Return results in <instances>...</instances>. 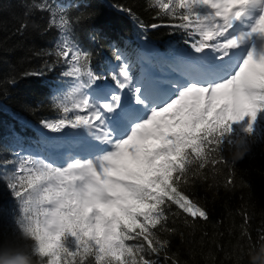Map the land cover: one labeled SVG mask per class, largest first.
I'll use <instances>...</instances> for the list:
<instances>
[{"label": "snow or ice", "instance_id": "1", "mask_svg": "<svg viewBox=\"0 0 264 264\" xmlns=\"http://www.w3.org/2000/svg\"><path fill=\"white\" fill-rule=\"evenodd\" d=\"M154 3L157 16L178 21L172 29L185 33L190 55L206 67L187 73L189 80L169 82V93L156 96L150 86L138 87L129 65L122 63L109 75L139 106L138 114L126 123L121 120L120 94L110 95L105 77L89 67L90 54L70 38L69 21L63 15L57 21L53 12L50 26L60 30V38L44 53L56 57L44 67L68 65L63 76L74 80L70 91L53 98L61 117L40 123L53 132L86 131L99 154L91 159L72 157L61 162L66 166L31 157L3 161L5 166L18 164L8 182L20 202L16 225L35 240L34 253L50 257L49 264H83L89 254L102 264H157L138 254L157 253L166 246L167 241H154L150 231L166 219L161 208L166 198L192 217H208L173 187V171L182 173L187 163L184 150L191 148L201 157L202 145L223 143L232 125L245 118V131L251 133L264 112V43H252L256 36L264 37V0ZM38 7L51 11L46 4ZM249 7L258 8V14L246 17ZM140 237L147 249L143 244L135 249L125 246V239ZM5 246L15 248L8 241L0 243V248ZM9 259L18 258L11 254Z\"/></svg>", "mask_w": 264, "mask_h": 264}, {"label": "trees", "instance_id": "2", "mask_svg": "<svg viewBox=\"0 0 264 264\" xmlns=\"http://www.w3.org/2000/svg\"><path fill=\"white\" fill-rule=\"evenodd\" d=\"M41 4L49 5L51 11L39 8ZM158 11L154 0H0V243L8 241L15 246L0 248V261L7 264L12 261L11 254L19 258L25 252L31 255L33 264H49L50 260L33 252L35 240L24 238L16 225L20 202L8 182L18 164L5 166L3 161L36 158L38 153H47L70 140L68 132H53L40 123L61 117L62 110L54 106L53 98L70 91L74 80L63 76L68 65L57 64L51 70L44 67L56 59L44 53L60 38V30L50 26L53 12L57 21L60 15L69 21L70 38L90 54L93 71L109 72L114 63L109 61L118 53L124 54L116 60L118 70L126 62L137 70L142 57L161 73L187 71L184 61L193 59L184 43L187 37L172 29L178 21L157 16ZM141 23L160 27L145 30L140 28ZM146 50L150 53H144ZM41 71L42 75L34 74ZM104 77L106 82L116 84L110 75ZM18 115H26L24 127L17 123L14 116ZM17 124L23 133L9 128L1 131L6 125ZM184 151L187 163L182 173L173 171V187L204 209L208 217H192L166 198L161 205L166 219L150 231L154 241L167 244L157 253L146 250L138 255L157 264H248L249 247L264 238V112L259 113L251 133L235 123L223 143L202 145L201 157L191 148ZM124 244L133 249L143 244L147 249L142 237L125 239ZM76 260H80L79 254ZM83 264L102 262L89 254Z\"/></svg>", "mask_w": 264, "mask_h": 264}, {"label": "rangeland", "instance_id": "3", "mask_svg": "<svg viewBox=\"0 0 264 264\" xmlns=\"http://www.w3.org/2000/svg\"><path fill=\"white\" fill-rule=\"evenodd\" d=\"M246 13H245V15H247ZM52 37L53 36L50 35V38L51 39H52ZM252 43H255V45L257 47H259L262 43H264V37L256 36L255 37V40L252 41ZM200 63L201 64H204L203 62H200ZM141 70L144 72L143 67H141ZM172 79L178 80L179 79V76L178 75L177 76L176 75H173L172 76ZM147 81H150V79L148 78ZM164 90H166V89L165 88H161L160 91L163 92ZM151 91H152V89H151ZM112 92H118L120 94L122 104L124 105V112L129 111V110H136L139 107L138 105H136L135 99L132 97L131 92H129L127 89H119L118 88L116 90H113V91L109 92L110 95H111ZM167 93H169V90L167 91ZM172 98L174 99L175 96H173ZM127 99H130V102L132 104L131 107L125 104V101ZM162 106L163 105H161V107ZM236 124L239 125V126H245L246 127V125H247V118H245L244 121L239 122V123H236ZM76 134L82 140V145L81 146H82V149L83 150H82V153L79 156V158H82V159H91L94 154H99V153H96V151H95L94 145H95L96 142L95 141H92L91 137L88 135V133L86 131H85V134H83L81 130H77L76 131ZM66 161H68V159H64L61 162H66ZM60 166H66V164H62L61 163Z\"/></svg>", "mask_w": 264, "mask_h": 264}, {"label": "clouds", "instance_id": "4", "mask_svg": "<svg viewBox=\"0 0 264 264\" xmlns=\"http://www.w3.org/2000/svg\"><path fill=\"white\" fill-rule=\"evenodd\" d=\"M22 236L24 238L28 237L26 233H23ZM247 260L248 264H264V238H262L258 244L249 247L247 251ZM0 264H5V262L0 261ZM7 264H33V260L31 255L25 252L18 259L9 261Z\"/></svg>", "mask_w": 264, "mask_h": 264}, {"label": "bare ground", "instance_id": "5", "mask_svg": "<svg viewBox=\"0 0 264 264\" xmlns=\"http://www.w3.org/2000/svg\"><path fill=\"white\" fill-rule=\"evenodd\" d=\"M58 7H60V8H62L63 9V6L61 5V4H56ZM53 31V30H52ZM168 57V56H167ZM164 58V57H163ZM141 59H142V57H141ZM142 60H146V58H143ZM167 61V59L165 58L164 60H163V62H164V65H166V62ZM170 66V65H169ZM175 66H177V65H175ZM104 68V67H103ZM176 68H178V67H176ZM109 72H111V71H109ZM189 80V79H188ZM41 94L43 95V97H45V93H43L42 92V90H41ZM168 93L167 92H159V93H154V95H156V96H164V95H167ZM5 112L6 113H8V111L7 110H5ZM136 114H138L137 112H136V110H131L130 111V113H128L127 114V116L128 117H130V116H133V115H136ZM15 117V119H16V121H17V123L21 126V127H24L23 126V121H25V119H26V115H18V116H14ZM10 117L8 116V121L10 122ZM18 124L17 125H6V126H4L3 128H1V131L2 130H4V129H6V128H9V129H11L12 131H17V132H19V133H23V132H20V131H18V129H20V126H18ZM24 133H27V131H26V129H25V132ZM68 153H74V152H68Z\"/></svg>", "mask_w": 264, "mask_h": 264}]
</instances>
